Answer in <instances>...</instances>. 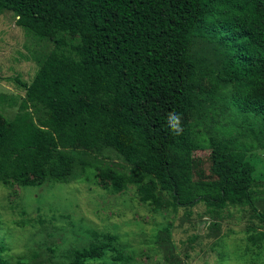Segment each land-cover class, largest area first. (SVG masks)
Returning <instances> with one entry per match:
<instances>
[{"label": "trees", "instance_id": "obj_1", "mask_svg": "<svg viewBox=\"0 0 264 264\" xmlns=\"http://www.w3.org/2000/svg\"><path fill=\"white\" fill-rule=\"evenodd\" d=\"M1 10L54 49L29 83L14 78L20 109L39 106L43 116L0 122V180H64L73 161L65 149L107 146L149 177L135 186L142 203L159 208L165 192L173 209L201 202L215 219L228 206L247 208L264 224L252 194L254 152L264 149V0H0ZM61 33L77 36L66 50ZM170 113L181 117V135L170 131ZM194 124L210 148L244 151V161L233 168L214 154L216 179L192 181L191 153L202 148ZM110 174L117 193L128 180ZM91 235L64 264L117 250L115 235Z\"/></svg>", "mask_w": 264, "mask_h": 264}, {"label": "rangeland", "instance_id": "obj_2", "mask_svg": "<svg viewBox=\"0 0 264 264\" xmlns=\"http://www.w3.org/2000/svg\"><path fill=\"white\" fill-rule=\"evenodd\" d=\"M14 20L11 11H0V122L26 111L38 124L42 108L20 109L24 90L14 78L29 83L54 42L36 38ZM59 36L64 50L77 40L72 34ZM202 50L211 55L208 48ZM188 122L193 124V118L188 117ZM199 127H191L194 139L202 145L191 153L192 181L216 179L215 155L233 168L244 161V151L210 148ZM65 151L73 161L64 180L45 178L33 185L0 180L1 264H64L73 248L93 240L91 231L115 235L112 246L117 250L86 259V264H264V236L258 242L248 240L251 232L264 231V224L247 208L228 206L213 219L201 202L173 209L165 192L159 193L162 205L154 208L135 194L137 182L149 177L112 148ZM254 154L252 194L256 208L263 210L264 149ZM112 172L128 180L117 193L108 190Z\"/></svg>", "mask_w": 264, "mask_h": 264}, {"label": "clouds", "instance_id": "obj_3", "mask_svg": "<svg viewBox=\"0 0 264 264\" xmlns=\"http://www.w3.org/2000/svg\"><path fill=\"white\" fill-rule=\"evenodd\" d=\"M168 127L175 135H181L183 132L182 119L178 114L170 113L167 120Z\"/></svg>", "mask_w": 264, "mask_h": 264}]
</instances>
